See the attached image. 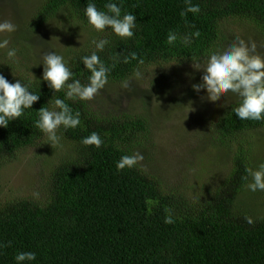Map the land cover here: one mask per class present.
Instances as JSON below:
<instances>
[{"label": "trees", "instance_id": "trees-1", "mask_svg": "<svg viewBox=\"0 0 264 264\" xmlns=\"http://www.w3.org/2000/svg\"><path fill=\"white\" fill-rule=\"evenodd\" d=\"M27 2L9 0L22 36L9 37L18 49L14 61L7 58V49L0 50V74L10 82L20 79L30 85L40 92V100L7 128L0 127V168L38 143L45 146L41 150L45 167L41 166L43 176L33 190L0 198V245H4L0 264H15L16 253L24 251L36 253L30 264H264V213L258 215L242 199L249 191L264 202V191L248 190L251 177L244 179L246 169L264 163V140L256 134L264 129V121L239 120L232 112L237 96L228 93L216 101L213 116L204 124L209 145L227 152L229 172L213 193L194 199L179 189H167L159 175L143 166L117 170L122 155H132L141 145L149 149L150 124L144 113L135 115L130 109L116 108L115 101L106 102L104 89L90 101L66 100L80 112V126L59 129L60 145L43 140L47 135L35 125L37 111L42 106L51 109L57 97L65 99L67 89L53 95L42 76L25 63L31 46L28 36L40 29H59L70 40L85 31L86 39L77 46H62L59 52L72 68L73 78L86 84L90 73L81 57L96 51L94 40L107 39L109 44L98 53L106 65H114L107 85H119L124 93L130 85L138 90L136 108L149 104L158 87L152 79L150 88L137 89L136 84L145 82L143 75L136 77L137 71L158 76L163 65L172 62L204 65L211 51L235 40L231 37L236 30L264 40V0H192L201 12L183 18L185 0H113L122 13L136 16L131 39L116 36L110 28L95 31L84 15L89 0H38L30 12L24 7ZM94 2L105 10L109 0ZM196 30L201 35L189 46L167 43L169 31L183 36ZM18 58L21 61L16 62ZM124 81L127 87L122 86ZM193 84L197 83L188 82L183 96L197 94L206 104V92H195ZM92 132L103 139L100 148L82 144ZM149 154L147 150L144 156ZM169 212L173 224L164 223Z\"/></svg>", "mask_w": 264, "mask_h": 264}, {"label": "clouds", "instance_id": "clouds-1", "mask_svg": "<svg viewBox=\"0 0 264 264\" xmlns=\"http://www.w3.org/2000/svg\"><path fill=\"white\" fill-rule=\"evenodd\" d=\"M185 5L186 7L180 13L182 18L187 17L188 13L197 15L201 12L200 5L193 4L192 0H185ZM104 9H99L94 0H89L84 9L87 23L95 31L103 32L110 28L120 38L131 39L134 37L137 23L136 16L132 12L122 13L121 5L113 0H109L104 5ZM190 27L194 28L195 25H190ZM16 31L17 25L12 21H0V34H12ZM200 35L199 30L183 36L176 31H169L167 43L174 46L179 41L183 46H189L193 39ZM93 44L96 51L81 57L83 67L90 73L86 84L73 78L74 72L62 55L55 51L43 55L42 80L47 82L53 95L67 89L65 99L57 97L54 99L51 109L42 106L37 111L39 118L35 125L47 135L50 145H60L63 137L58 135L59 129H75L81 124L80 112L74 111L66 103V100L90 101L109 82V75L114 65H106L98 55L109 44V40H94ZM9 45V37L0 38V50L7 49V58L14 61L17 49ZM132 58H136L135 53L132 54ZM143 62V60L139 61L140 64ZM193 67L198 71L202 70L203 73L201 82L192 85L195 92L204 90L210 102H216L222 96L232 93L239 98L238 105L232 109L239 120L264 121V54L257 51L255 41H246L237 37L227 47L211 51L203 67L199 63L193 64ZM135 75L139 78L141 73L137 71ZM70 80L71 83H68ZM122 86L127 87L128 82L124 81ZM39 100L40 92L32 91L30 85L22 83L20 79L10 82L3 74H0V127L7 128L10 121L19 119ZM188 108L187 113L195 111L190 105ZM81 142L85 146L95 148H100L104 143L97 132H92ZM143 159V155L139 152L132 155L125 154L116 163V168L118 171L126 168L132 169ZM246 171L248 175L244 179L247 181L251 177V181L247 185L248 189L252 192L264 191V163H260L254 169L248 168ZM247 219L248 223L253 222L250 218ZM164 223H174L170 212L165 217ZM0 247H4V245H0ZM36 258V253L31 251L17 252L14 257L15 264H30Z\"/></svg>", "mask_w": 264, "mask_h": 264}, {"label": "rangeland", "instance_id": "rangeland-1", "mask_svg": "<svg viewBox=\"0 0 264 264\" xmlns=\"http://www.w3.org/2000/svg\"><path fill=\"white\" fill-rule=\"evenodd\" d=\"M27 1V5L24 7L26 11L30 12L38 0ZM12 6L9 0H0V21L10 20L13 23L20 21L15 17ZM15 33L18 34V38L22 36L19 31ZM10 36L11 34L8 33L0 34V38ZM237 36L242 37V39L245 38L246 41L252 37L236 30L231 38ZM14 37L13 34L12 38ZM83 37L87 38L85 31H80L77 38L70 40L66 32L61 33L59 29L53 31L49 26L42 28L34 35L28 36L31 46L29 48L30 54L26 53L25 63L32 65L33 73L36 72L42 76V62L45 53L55 51L60 55L59 51L62 46L69 44L77 46ZM250 40L255 41L257 51L264 54V40H258L256 36ZM72 41L75 42L72 43ZM9 46L12 47L11 42ZM15 48L17 49V45ZM17 61H21V58H18ZM174 63H171L173 65L164 64L158 76H153L148 71L141 74L145 77V82L140 81L141 83L136 84L137 89L150 88L149 82L152 79L157 80L158 87L156 92H152L149 104H141L134 108V105H137L134 100L137 101L138 99V90L130 89L131 85L127 93H124L119 85L105 86L103 88L104 100L106 102L115 101L116 108L122 111L130 109V113L135 115L144 113L148 120L150 139L147 147L149 149H145L141 145L134 150V153L137 150L144 157L138 164L139 166H143L144 170L156 176L159 175L167 189H179L187 192L194 199L203 198L214 192L224 175L229 172L230 162L227 152L217 147H211L204 134L205 121L213 116L214 109L212 106L216 102L208 100L206 104L201 103V98L197 94L194 98L183 96V93L187 91L188 82L199 83L201 81L202 70H196L193 67L194 63ZM201 66L203 67V65ZM147 79L148 81H146ZM189 105L195 111L187 113ZM206 107L211 108L207 111ZM256 134L263 137L264 140V129L256 132ZM43 144L38 143L35 147L21 150L15 159L2 164L0 168L1 199H5L6 196L11 197L14 193H18L20 196L24 195L33 190V186H37L43 176L44 170L42 168L45 167L41 160V150L45 148ZM147 150L150 154L146 157L144 155ZM242 199L243 202H249L258 215L264 213L263 200L261 203L249 191L242 195Z\"/></svg>", "mask_w": 264, "mask_h": 264}]
</instances>
